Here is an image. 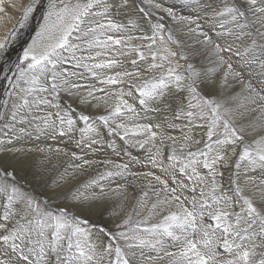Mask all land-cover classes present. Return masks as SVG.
Instances as JSON below:
<instances>
[{"label": "snow or ice", "instance_id": "6c2138e0", "mask_svg": "<svg viewBox=\"0 0 264 264\" xmlns=\"http://www.w3.org/2000/svg\"><path fill=\"white\" fill-rule=\"evenodd\" d=\"M181 6L195 14L178 13L175 0L23 5L0 39V264H264V179L250 175L264 176V0ZM230 80L241 90L228 99L257 113L247 127L235 122L240 104L221 99ZM141 110L165 115L140 122ZM21 134L68 137L79 152L11 146ZM108 149L127 160L98 155ZM53 151L69 163L57 191L40 199L18 169ZM117 178L124 183L112 188ZM136 189L140 219L126 215L113 228L91 219Z\"/></svg>", "mask_w": 264, "mask_h": 264}, {"label": "bare ground", "instance_id": "6f19581e", "mask_svg": "<svg viewBox=\"0 0 264 264\" xmlns=\"http://www.w3.org/2000/svg\"><path fill=\"white\" fill-rule=\"evenodd\" d=\"M176 1L177 0H175V2ZM164 2L167 5V4L172 3L173 0H164ZM27 3H28V0H4L3 7L5 11L0 12V39H4L7 36V34L10 33L11 30L16 26L17 21L19 20L21 12L23 10V5ZM12 4L17 5V7L16 8L11 7ZM178 9H181V8H178ZM183 14H187V13L183 12ZM36 27H37L36 22L32 21L30 22L29 26L26 29L21 30L20 35L17 37V40L13 42L14 52L13 54H11L13 60H15L16 55L19 53L20 46L26 44V42L30 43V39L34 35V29ZM178 36L180 35L178 34ZM115 70H122V69H115ZM87 82H91V81H87ZM82 83H84V81H82ZM230 83L232 84V87L229 89H226L222 93L221 99L227 101L228 105H232L233 107H235V105L240 104V102L239 101L233 102L229 100L228 97L231 96L233 93L240 92L241 85L231 80H230ZM97 85H98L97 87H103L102 85H99V84ZM4 87H6V85H0V97H2ZM98 95H103V93H98ZM130 102L132 101L130 100ZM238 108L244 113L243 118L238 120L239 125L247 127L248 124L257 115V113H252L248 111L246 105L244 104H240ZM93 111H97V109H93ZM99 111H103V106L101 107V109H99ZM164 115H165L164 112H159L157 114H154L153 112H148L145 115H140V122H147V119H150L153 121L162 120L164 118ZM168 115L170 116L171 114L168 113ZM168 131L172 135L178 136L180 134L176 130L168 129ZM77 136H78V133H77ZM246 139H251V137L246 136ZM31 141L32 142L28 141L29 142L27 145L28 148L35 147V146L50 147L52 149H55L57 147H65L70 152L71 151L79 152V149H76L74 147V142L69 141L68 137H63V138L58 137L56 139H52L48 135H41L37 139L36 136L34 135L32 136ZM135 151H137V153L135 154L133 152V155L138 156L140 159H144L147 155L143 151H140V150H135ZM106 153H108V151L98 153V155L103 156V155H106ZM26 159L29 161L31 167L25 170L18 169V179L22 183H25L26 186L29 187L32 191H34L40 199H48L57 191L55 185L53 184V181L58 179L64 173L65 168H67L68 166L69 158L66 156L58 155L53 151L51 153H32ZM110 159H114L117 162L122 161L120 157L118 158L116 156L115 157L112 156V158ZM136 169H140V168H137L135 166L134 170ZM143 170L147 171L148 169H143ZM250 175H252L256 179L257 183L261 179H264V176L258 173H250ZM117 183H124V181L117 178L116 182L111 184V187L112 188L117 187ZM139 191H140L139 189H136L134 192L130 190L129 197L126 200L113 196L110 200L106 202L108 211L103 215V217H101L99 214H96V215H93L91 219L94 222L107 224L109 228H113L114 220L121 219L122 217L126 215H133L134 219H140L143 215L146 214V209L145 210L136 209V211L140 212L141 214L140 216H136L135 212L133 211V209L136 208L135 198L136 196L139 195ZM249 192L250 194L254 196V198L259 197L261 195L260 191H258L256 188L251 187V186L249 187ZM56 203L63 204L64 203L63 197L61 196L59 199H57ZM113 209L119 212V216L111 215V212ZM145 251L147 253V250Z\"/></svg>", "mask_w": 264, "mask_h": 264}, {"label": "rangeland", "instance_id": "374dc122", "mask_svg": "<svg viewBox=\"0 0 264 264\" xmlns=\"http://www.w3.org/2000/svg\"><path fill=\"white\" fill-rule=\"evenodd\" d=\"M210 2H211V0H210ZM176 5H177V8H176V10L178 11V13H182L183 14V12H186L187 14H185V15H194L195 14V12L192 10V9H190V8H183L181 5H182V0H177L176 2ZM178 8H181V9H178ZM173 27L175 28L176 26L175 25H173ZM179 34V33H178ZM180 36V39H182V40H189V37H185V36H181V34H179ZM195 47L196 48H200L201 46L200 45H195ZM13 52H14V50H12V53L11 54H13ZM205 55H207V53L205 54ZM202 57H200L199 59H201ZM235 59L236 58H233V60L235 61ZM125 68L127 69V70H132L131 68H132V66L130 65V64H128L127 62H125ZM234 66H235V63H234ZM123 70V69H122ZM98 86V85H97ZM228 106H232V105H228ZM236 106V105H235ZM233 107V106H232ZM137 108H138V110H139V105H137ZM238 111V112H237ZM237 111H236V113H235V120L237 121H235L236 122V124L238 125V126H240L239 125V122H238V120L239 119H241V118H243V116H244V113L239 109V108H237ZM148 113V112H147ZM147 113H145L144 111H140V115H145V114H147ZM154 114H157V112H153ZM148 120H150V119H147V121ZM34 136V135H33ZM26 137H27V139H26ZM15 139H16V141H15ZM111 137H108V142H111ZM32 140V136H24L23 134H21L20 135V137H19V139H17V138H13V146L14 147H16L17 146V148L19 147V148H25V147H27V145H28V143L29 142H32L31 141ZM17 141H18V143H17ZM29 141V142H28ZM24 144H23V143ZM117 142V144H119V143H121L119 140H117L116 141ZM20 143V144H19ZM108 151V153H106V155H108L109 156V158H112V156H114L115 157V155L114 154H112L111 153V150L110 149H108V150H106L105 152H107ZM135 154L137 153V151H135V150H132ZM110 154V155H109ZM112 155V156H111ZM117 157V156H116ZM119 158V157H118ZM120 158L122 159V160H127V157L126 156H123V154L120 156ZM124 158V159H123ZM136 167L137 168H140L141 166L140 165H136Z\"/></svg>", "mask_w": 264, "mask_h": 264}]
</instances>
